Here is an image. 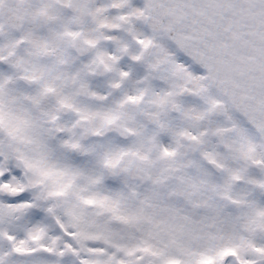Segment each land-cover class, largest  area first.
I'll return each mask as SVG.
<instances>
[{
  "label": "snow or ice",
  "instance_id": "snow-or-ice-1",
  "mask_svg": "<svg viewBox=\"0 0 264 264\" xmlns=\"http://www.w3.org/2000/svg\"><path fill=\"white\" fill-rule=\"evenodd\" d=\"M0 264H264V0H0Z\"/></svg>",
  "mask_w": 264,
  "mask_h": 264
}]
</instances>
